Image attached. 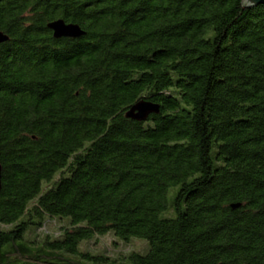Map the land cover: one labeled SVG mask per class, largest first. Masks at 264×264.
<instances>
[{
	"label": "trees",
	"instance_id": "trees-1",
	"mask_svg": "<svg viewBox=\"0 0 264 264\" xmlns=\"http://www.w3.org/2000/svg\"><path fill=\"white\" fill-rule=\"evenodd\" d=\"M0 31V264H264V4L0 0ZM109 232L148 247L82 249Z\"/></svg>",
	"mask_w": 264,
	"mask_h": 264
},
{
	"label": "rangeland",
	"instance_id": "rangeland-1",
	"mask_svg": "<svg viewBox=\"0 0 264 264\" xmlns=\"http://www.w3.org/2000/svg\"><path fill=\"white\" fill-rule=\"evenodd\" d=\"M173 191V187L169 189L167 194L168 199H170L172 196ZM173 213V210H169L165 212L164 215H174ZM42 222V227L36 230L38 238L41 237L42 232H58L59 228L63 225V221L49 216H44ZM34 234L35 233L33 232L28 233L29 239H36L37 237H34ZM82 244V249L91 250L93 253H103V255L108 259L116 260L123 258L128 252L131 251H139L143 253L148 247V243L144 239L131 237L128 241H124L121 238L114 236L111 232L104 235L95 236L91 240L83 241Z\"/></svg>",
	"mask_w": 264,
	"mask_h": 264
},
{
	"label": "water",
	"instance_id": "water-1",
	"mask_svg": "<svg viewBox=\"0 0 264 264\" xmlns=\"http://www.w3.org/2000/svg\"><path fill=\"white\" fill-rule=\"evenodd\" d=\"M245 7L264 4V0H242ZM55 38L72 37L78 38L85 34V31L76 23H66L63 19H56L47 24ZM8 40V36L0 31V43ZM159 112V105L145 99H140L132 104L125 112V116L137 121H142L151 113ZM0 188H1V165H0ZM233 208L239 204H232Z\"/></svg>",
	"mask_w": 264,
	"mask_h": 264
}]
</instances>
